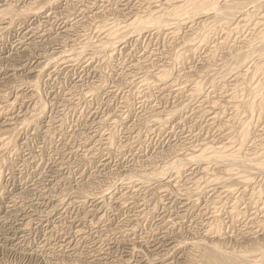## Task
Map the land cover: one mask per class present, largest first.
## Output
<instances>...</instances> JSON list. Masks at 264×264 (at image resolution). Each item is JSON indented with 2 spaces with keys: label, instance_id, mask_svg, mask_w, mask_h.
I'll list each match as a JSON object with an SVG mask.
<instances>
[{
  "label": "rangeland",
  "instance_id": "374dc122",
  "mask_svg": "<svg viewBox=\"0 0 264 264\" xmlns=\"http://www.w3.org/2000/svg\"><path fill=\"white\" fill-rule=\"evenodd\" d=\"M244 2L255 18L209 20L205 30L168 17L102 53L111 28L155 17L169 1L0 0V12H34L0 13V264H193L197 243L263 244L264 171L241 174L251 179L244 187L203 157L264 151V107L248 115L247 78L226 70L264 29V4L255 14L259 1ZM245 123L251 139L241 148Z\"/></svg>",
  "mask_w": 264,
  "mask_h": 264
},
{
  "label": "bare ground",
  "instance_id": "6f19581e",
  "mask_svg": "<svg viewBox=\"0 0 264 264\" xmlns=\"http://www.w3.org/2000/svg\"><path fill=\"white\" fill-rule=\"evenodd\" d=\"M169 1V3H165V5L166 6H163L164 8H161V9H163V10H160V12L158 13V14H155V17H151L152 15H150L149 17H151L150 19L149 18H145V19H142V17H140L141 19H134V21H132L131 23H129L127 26H124V30L122 31V32H118L119 31V29H121V28H118V29H116V30H114V31H112V29L113 28H111V30H109V32H107L108 33V35L109 36H107V38L109 39V40H107V41H105V42H102V44L101 45H99L97 48V50L99 51H102V53H103V51H105V53L106 52H108V50L109 49H111L112 47H113V44L115 43V42H117V41H119V40H122L123 38H125L126 39V37L125 36H127V35H129V34H131V36H135V34H137V33H139V32H142V30H145V29H151V28H161L162 26H165L166 24V22L168 21H166L165 20V18H168V17H170L171 19V21L175 24V26H179V25H184L185 24V22H189V23H193L194 24V22H197V21H200V22H198V25H200V26H202L203 28H205V30H209V27L208 26H210V24H209V22L207 23V21H209V20H212V22L214 23V22H217V25L220 23L221 24V26H222V23L225 25V24H227V23H231L232 21H234L235 20V18H234V15H237V14H240V17H246V19H250L252 16H254L253 14L254 13H252L251 11H253V10H249L250 12H248V10L245 8L246 7V4H245V2H244V0H225V3H223L224 5H222V6H220L219 5V0H180V1H178V2H176L177 4H170V3H172V1H174V0H168ZM224 1V0H223ZM255 1V0H254ZM259 1V4H254L253 5V9H254V12H255V14L256 13H258V11L260 10V5H262V4H264V0H258ZM56 2V1H55ZM54 2V3H55ZM58 2H60V1H58ZM249 7V6H248ZM251 7V6H250ZM252 8V7H251ZM1 9V8H0ZM12 9V7H7L5 10H3V11H1L0 13L2 14V15H6V14H8V15H16L17 14V16H26L25 18H27V17H29V15H31V14H34V12H33V7L31 8V7H27V9L25 10V11H17V10H15V11H17L16 12V14H13V11L11 10ZM169 9V11L167 12V10ZM249 9V8H248ZM42 11V10H41ZM208 11H210L211 13V16L209 17L208 15L209 14H207V12ZM252 13V14H251ZM261 13V12H260ZM263 13V12H262ZM262 15V14H261ZM185 16V18H182V19H180L181 17H184ZM260 16V15H259ZM0 17H2V16H0ZM201 17H205V19H201ZM262 17H263V15H262ZM139 18V17H138ZM253 18V17H252ZM254 18H255V16H254ZM256 18H257V15H256ZM19 19V18H18ZM21 19V18H20ZM206 19H208V20H206ZM240 19V18H239ZM2 20V19H1ZM12 20V19H11ZM24 20V19H23ZM169 20V21H170ZM206 20V21H205ZM242 20H243V18H242ZM255 20V19H254ZM263 20V22H264V18L262 19ZM245 21V20H244ZM219 22V23H218ZM235 22V21H234ZM238 22V21H237ZM242 22V21H241ZM250 22V21H249ZM253 22V21H252ZM262 22V21H261ZM260 22V23H261ZM262 22V23H263ZM11 23V22H10ZM200 23V24H199ZM211 23V22H210ZM247 23H248V20H247ZM5 24V23H4ZM168 24V23H167ZM196 24V23H195ZM219 24V25H220ZM250 24V23H249ZM248 24V25H249ZM258 24V23H257ZM256 24V25H257ZM10 25V24H9ZM207 25V26H206ZM214 24H211V26H210V28L213 26ZM230 25H232V24H230ZM235 25V24H234ZM236 25H237V23H236ZM174 26V25H173ZM174 26V27H175ZM216 26V25H215ZM258 26V25H257ZM262 26V25H261ZM166 27V26H165ZM235 27V26H234ZM237 27V26H236ZM256 27V26H255ZM254 27V28H255ZM4 28V27H3ZM263 28H264V26H263ZM0 29H2V27L0 28ZM152 29V30H153ZM163 29V28H162ZM176 29V28H175ZM193 29V28H192ZM195 29V28H194ZM198 29V28H197ZM179 30V29H178ZM191 30V29H190ZM228 30H229V27H228ZM244 30V29H243ZM256 30V29H255ZM262 30V29H261ZM260 30V31H261ZM216 31V30H215ZM258 31L259 33H257L258 35H257V39H256V41L252 38V40H254L255 41V43H249V45H248V49L246 50V51H244V50H241V51H243V52H239V53H237L236 52V54L234 55V56H230L228 59V61L230 62V67L228 68V69H226V70H229V71H236V72H241V70L240 69H244L243 70V75H241V73L239 72V74H240V77H245L246 76V78H247V80H246V83H247V88H246V90H248L249 91V97L247 98V100H246V98H244L243 97V100H246V102H244V108H245V111H246V113H248V115L250 114V116H252L255 112L257 113V111H260L261 112V110H262V108L264 107V93L262 92L263 91V89H264V29H263V31ZM196 32V31H195ZM209 32V31H208ZM238 32V31H237ZM252 32V31H251ZM194 33V32H193ZM203 33H204V31H203ZM210 33L212 34V32L210 31ZM253 33V32H252ZM133 34V35H132ZM199 34V33H198ZM202 34V33H201ZM208 34V33H207ZM140 35V34H139ZM200 35V34H199ZM198 35V36H199ZM204 35V34H203ZM210 35V34H209ZM191 36V35H190ZM202 36V35H201ZM200 36V37H201ZM206 36H208V35H206ZM254 37V36H253ZM106 38V37H105ZM106 38V39H107ZM201 38H203V40H204V38H205V35L203 36V37H201ZM249 38V37H248ZM192 39V38H191ZM194 39V38H193ZM198 39V38H197ZM207 39L209 40V38L207 37ZM250 39V38H249ZM189 40V39H188ZM202 40V39H201ZM206 40V39H205ZM242 40V39H241ZM243 40H244V38H243ZM123 41V40H122ZM245 41V40H244ZM90 42V41H89ZM245 43V42H244ZM87 43H85V45H86ZM95 44V43H94ZM117 44V43H116ZM98 45V44H97ZM189 45V44H188ZM200 45V44H199ZM82 46V45H81ZM89 46V45H88ZM198 46V45H197ZM196 46V47H197ZM205 46V45H204ZM246 46H247V44H246ZM78 48H79V45H78ZM83 48V50H85V48L84 47H82ZM81 47H80V49H82ZM115 48V47H114ZM113 48V49H114ZM184 49H186V51L185 52H188V51H191V49H192V47L191 46H188V47H183ZM80 49H78V50H80ZM94 50H96V48H93ZM92 49V50H93ZM244 49V48H243ZM87 50V49H86ZM112 50V49H111ZM183 50V49H182ZM238 50V49H237ZM98 51H96V52H98ZM114 51V50H113ZM92 52V51H91ZM95 51H93V53H94ZM180 52V51H179ZM178 52V53H179ZM99 53V52H98ZM177 53V52H176ZM182 53V52H181ZM181 53H179V56H180V54ZM229 53V52H228ZM235 53V52H234ZM80 55L82 54V53H79ZM85 54V53H84ZM183 54L184 55H182L181 54V56L179 57L178 56V54H177V56L180 58V60H183L185 57H186V53H184L183 52ZM188 54V53H187ZM80 55H78V56H80ZM176 55V54H175ZM190 55V54H189ZM228 55V54H227ZM226 55V56H227ZM231 55V54H230ZM233 55V54H232ZM178 57H175V59L176 58H178ZM72 60V59H71ZM222 64H223V62H222ZM222 70H223V67H222ZM225 70V69H224ZM226 72V71H225ZM219 74H221V72L219 73ZM236 74V73H235ZM236 75H238V73L236 74ZM236 75H235V77H236ZM261 76V78H262V80L259 82L258 80H257V82H259V83H256L255 84V86H254V83L256 82H254L253 83V81H254V79L255 78H258L257 76ZM226 76V75H225ZM232 76V75H231ZM230 76V77H231ZM234 77V78H235ZM240 77H238V78H240ZM233 78V79H234ZM238 78H237V80H238ZM158 79H161V78H158ZM165 78H163V80H164ZM242 79V78H241ZM260 79V78H259ZM162 80V81H163ZM242 80H244V78L242 79ZM242 80H240V81H242ZM256 80V79H255ZM161 81V82H162ZM165 81V80H164ZM159 82V81H158ZM230 82V81H229ZM235 82H236V80H235ZM238 82V81H237ZM244 82H245V80H244ZM243 82V83H244ZM164 83V82H163ZM232 83H233V81H232ZM240 83V82H239ZM238 83V84H239ZM242 83V82H241ZM240 83V84H241ZM242 83V84H243ZM239 84V85H240ZM160 85V84H159ZM162 85V84H161ZM167 86V85H166ZM198 86V85H197ZM233 86H234V84H233ZM232 86V87H233ZM237 85L235 84V87H236ZM241 87H243V86H241ZM200 88V87H199ZM237 88V87H236ZM239 88V87H238ZM244 88V87H243ZM205 89V88H204ZM199 90V89H198ZM203 90V89H202ZM235 90V89H234ZM233 90V91H234ZM238 90V89H237ZM244 90V89H243ZM246 90H244V91H246ZM232 91V92H233ZM240 91V90H239ZM197 93H199V92H197ZM231 93V92H230ZM238 94V93H237ZM241 94L243 95L244 93L243 92H241ZM247 94V93H246ZM225 95V94H224ZM228 95H230L229 93H228ZM226 96V95H225ZM235 96V95H234ZM237 96V95H236ZM240 96V95H239ZM248 96V95H247ZM242 97V96H241ZM240 97V98H241ZM238 98V97H237ZM233 99V98H232ZM230 100V99H229ZM228 100V101H229ZM37 102V101H36ZM231 102V101H230ZM238 102H239V100H238ZM242 102V101H241ZM216 103V102H215ZM215 103H214V105H215ZM212 104H213V102H212ZM236 104V103H235ZM241 105H242V103H241ZM217 106V105H216ZM213 107V106H212ZM233 107V106H232ZM242 107V106H241ZM234 108V107H233ZM237 108V107H236ZM213 109V108H212ZM235 109V108H234ZM239 111V110H238ZM239 113H241V112H239ZM255 113V114H256ZM243 114V113H242ZM258 114V113H257ZM213 115H215V114H213ZM236 115V114H235ZM217 116H218V114H217ZM255 116V115H254ZM257 117H258V115H256ZM260 116V115H259ZM215 117V116H214ZM240 117H242V116H240ZM249 117V116H248ZM216 118V117H215ZM245 118V117H244ZM264 118V117H263ZM239 119V118H238ZM250 119V118H249ZM255 119V118H254ZM257 119V118H256ZM246 120V119H245ZM21 122H23V121H21ZM243 122V121H242ZM247 122H248V120H247ZM232 123V122H231ZM23 124H25V123H23ZM235 124V123H234ZM233 124V125H234ZM238 124H239V122H238ZM249 125H251V124H249ZM239 126V125H238ZM230 128H231V126H230ZM237 131V130H236ZM235 132V131H234ZM237 132H239V131H237ZM250 129L248 128V123H245L243 126H241V134H240V146L239 147H241V146H243L244 144H246L247 143V141L249 140V139H251V138H249L250 137ZM239 134V133H238ZM252 134V133H251ZM13 135V134H12ZM227 135V134H226ZM239 136V135H238ZM16 137V136H15ZM235 137V136H234ZM228 139V138H227ZM221 140V139H220ZM219 140V141H220ZM234 140V139H233ZM236 140H238V139H236ZM252 141V140H251ZM255 141V140H254ZM14 142V141H13ZM221 142V141H220ZM235 142V141H234ZM10 143V142H9ZM8 144V143H7ZM209 144V143H208ZM211 144H212V142H211ZM232 144H234V143H232ZM254 144V143H253ZM258 144V143H257ZM217 145V144H216ZM262 145V144H261ZM203 146H204V144H203ZM207 146V145H206ZM205 146V147H206ZM227 146H228V144H227ZM232 146V145H231ZM209 147V146H208ZM208 147H206V148H208ZM219 147H221V146H219ZM225 147V146H224ZM239 147L237 148V149H239ZM254 147V146H253ZM210 148V147H209ZM211 148H213V147H211ZM215 148V147H214ZM213 148V149H214ZM216 148H218V147H216ZM228 148H229V146H228ZM231 148V147H230ZM242 148V147H241ZM203 149V148H202ZM226 149V147L225 148H221L220 150L218 149V150H216V151H214V152H211V154H209V156H207L206 158H205V156H203L204 157V159H205V161L207 162V164L209 165V163H216L215 164V167L217 166V167H223L224 168V170L225 171H223L224 172V174H230V173H233V171H236V173H237V175L238 176H240L239 178H240V180H241V182L243 181V183H244V187H246L245 186V183H246V185H249L248 183H249V180L248 179H250L249 178V176L250 175H247L246 177L244 176V177H242L241 176V174L243 175V173H249V172H251V171H255V172H263L264 171V151L262 150L261 151V153H255V155H254V157H253V159H245L244 158V156H242L241 157V155H239L240 157H238V155L237 154H240V151L241 150H239V153L236 151V152H233L232 150V152L231 153H225L224 152V150ZM206 150H208V149H206ZM228 150V149H227ZM253 150V149H252ZM261 150V149H260ZM198 152H199V149L197 150ZM197 151H195V152H197ZM211 151V150H210ZM213 151V150H212ZM226 151V150H225ZM234 151H235V149H234ZM244 151V150H243ZM194 152V151H193ZM201 153L202 152H204V151H200ZM199 152V153H200ZM229 152H230V150H229ZM263 152V153H262ZM198 153V154H199ZM259 154V155H258ZM200 155V154H199ZM198 155V156H199ZM244 155H245V153H244ZM202 156V155H201ZM201 156L200 157H198L197 158V156H195V154H194V157H196L195 159L197 160H199V162H200V160H202V161H204V159L202 158L201 159ZM247 156V155H246ZM250 156V155H249ZM191 156H189L188 158H187V160L188 161H190V159H193L192 157L190 158ZM250 158H252V155L250 156ZM186 160V159H185ZM194 160V159H193ZM193 160H191L192 161V163L194 164L195 162H193ZM179 161V160H178ZM181 161V160H180ZM179 161V162H180ZM184 161V160H183ZM182 161V162H183ZM190 161V162H191ZM176 162V161H175ZM198 162V161H197ZM181 163V162H180ZM189 163V162H188ZM203 163H205V162H203ZM177 164V163H176ZM176 164H175V167H176ZM182 164V163H181ZM196 164V163H195ZM206 164V165H207ZM178 165H180L179 163H178ZM177 165V166H178ZM202 165V163L199 165V166H201ZM211 165V164H210ZM183 166V165H182ZM187 166H189V165H187ZM191 166V165H190ZM169 167H170V165H169ZM173 167H174V162H173ZM185 167H186V165H185ZM184 167V168H185ZM204 167V166H203ZM211 167V166H210ZM166 168V167H165ZM165 168H162L163 170L165 169ZM171 168H172V165H171ZM179 167H176V169H178ZM213 168V167H212ZM174 169V168H173ZM201 170H202V168H200ZM209 169V168H208ZM222 169V168H221ZM181 170H183V168L181 169ZM186 170V169H185ZM204 170H205V168H204ZM153 171V170H152ZM154 171H156V170H154ZM177 171V170H176ZM206 171H207V168H206ZM209 171V170H208ZM211 171V170H210ZM158 172V171H157ZM161 172V171H160ZM173 172V171H172ZM178 172H179V170H178ZM177 172V173H178ZM203 172V171H202ZM205 172V171H204ZM222 172V171H221ZM226 172V173H225ZM150 173V172H149ZM148 173V174H149ZM152 173H156V172H152ZM162 173V172H161ZM160 173V174H161ZM200 173V172H199ZM198 173V174H199ZM210 173V172H209ZM252 173V172H251ZM254 173V172H253ZM145 174V173H144ZM151 174V173H150ZM156 174H159V173H156ZM159 174V175H160ZM174 174V173H173ZM176 174V173H175ZM211 174V173H210ZM219 174V173H218ZM250 174V173H249ZM155 175V174H154ZM163 176H164V174H162ZM221 175V174H220ZM231 175V174H230ZM234 175H235V173H234ZM237 175H235L236 176V178L238 179V177H237ZM258 175V174H257ZM150 176V175H149ZM156 176V175H155ZM155 176H153L154 178H155ZM180 176V175H179ZM202 176V175H201ZM210 176V175H209ZM216 176H218V175H216ZM215 176V177H216ZM225 176V175H224ZM252 176V175H251ZM260 176V175H259ZM138 177V176H137ZM139 177H141V176H139ZM143 177V180L145 181V180H147L144 176H142ZM151 177V176H150ZM157 177H160V176H158L157 175ZM156 177V178H157ZM162 177V176H161ZM166 177V176H165ZM198 177H200V176H198ZM203 177V176H202ZM214 177V178H215ZM219 177V176H218ZM217 177V178H218ZM231 177V176H230ZM234 177V176H233ZM264 177V176H263ZM262 177V178H263ZM152 178V177H151ZM190 178V177H189ZM221 178V177H220ZM225 178H228V177H225ZM252 178V180H253V177H251ZM127 179V178H126ZM131 179V178H130ZM133 179V178H132ZM149 179V178H148ZM157 179H159V178H157ZM197 179V178H196ZM204 179V178H203ZM206 179V178H205ZM216 179V178H215ZM228 179H230V181H231V179L232 178H228ZM236 179V180H237ZM264 179V178H263ZM129 180V179H128ZM127 180V181H128ZM152 180V179H151ZM150 180V181H151ZM155 180V179H154ZM209 180V179H208ZM251 180V179H250ZM138 181H139V179H138ZM149 181V180H148ZM149 181V182H150ZM153 181V180H152ZM158 181V180H157ZM160 181H161V179H160ZM167 181V180H166ZM176 181V180H175ZM200 180H198V181H195V182H199ZM203 181V180H202ZM210 181V180H209ZM215 181V180H214ZM223 181V180H222ZM224 181H225V179H224ZM239 181V180H238ZM263 181V180H262ZM143 182V181H142ZM142 182H141V184H142ZM146 182V181H145ZM159 182V181H158ZM165 182V181H164ZM185 182H186V180H185ZM194 182V181H193ZM235 182V181H234ZM253 182V181H252ZM144 183V182H143ZM155 183V182H154ZM207 183V182H206ZM219 183H222V182H219ZM225 183H226V181H225ZM229 183V182H228ZM254 183V182H253ZM130 184V183H129ZM150 184V183H149ZM159 184V183H158ZM157 184V185H158ZM199 184V183H198ZM241 184V183H240ZM130 185H132V184H130ZM173 185V184H172ZM207 185V184H206ZM222 185H223V183H222ZM233 185H235V184H233ZM145 186V185H144ZM153 186V185H152ZM163 185H161V187H162ZM171 186V185H170ZM228 186V185H227ZM231 186V185H230ZM229 186V187H230ZM151 187V186H150ZM157 187H159V186H157ZM174 187V186H173ZM201 187V186H200ZM244 187H242V188H244ZM193 188V187H192ZM203 188V187H202ZM196 189V188H195ZM200 189V188H199ZM198 189V190H199ZM231 189V188H230ZM235 189V188H234ZM253 189V188H252ZM245 190V189H244ZM254 190V189H253ZM195 191V190H194ZM203 191H205V189L203 190ZM227 191H229V189L227 190ZM232 191V190H231ZM230 191V192H231ZM199 192H200V190H199ZM256 192V191H255ZM259 192V191H258ZM187 193V192H186ZM185 193V194H186ZM193 193V192H192ZM226 193V192H225ZM234 193V192H233ZM81 194V193H80ZM191 194V193H190ZM251 194V193H250ZM258 194V193H257ZM256 194V195H257ZM261 194V193H260ZM223 195V194H222ZM253 195V194H252ZM189 196V195H188ZM249 196V195H248ZM259 196V195H258ZM198 197V196H197ZM228 197H229V195H228ZM250 198V197H249ZM216 199V198H215ZM217 199H219V198H217ZM216 199V200H217ZM251 199V198H250ZM256 199V201H257V198H255ZM249 200V199H248ZM252 201H253V199H252ZM214 202V201H213ZM248 202V201H247ZM220 203H222V202H220ZM251 203V202H250ZM245 204H247V203H245ZM264 204V203H263ZM247 206V205H246ZM261 206V205H260ZM259 206V207H260ZM78 207H80V206H78ZM253 207V206H252ZM256 207V206H255ZM231 208H233V207H231ZM254 208V207H253ZM98 209H99V207H98ZM231 211H233V210H231ZM237 211V210H236ZM255 211V210H254ZM99 212V211H98ZM242 212V211H241ZM257 212V211H256ZM261 212V211H260ZM87 213V212H86ZM97 213V212H96ZM235 213V212H234ZM261 214V213H260ZM213 215V214H212ZM234 215V214H233ZM255 215V214H254ZM262 215V214H261ZM215 216V215H214ZM240 216V215H239ZM253 216V215H252ZM217 217V216H216ZM235 218V217H234ZM260 218H262V217H260ZM214 220V219H213ZM249 221V220H248ZM256 221H258V220H256ZM255 221V222H256ZM264 221V220H263ZM206 222H208V221H206ZM213 222V221H212ZM250 222H251V220H250ZM262 222V221H261ZM218 223V222H217ZM221 223V222H220ZM209 224H210V222H209ZM222 224V223H221ZM217 225V224H216ZM248 225V224H247ZM246 225V226H247ZM263 225V224H262ZM205 226V225H204ZM215 226V225H214ZM260 226V225H259ZM258 226V227H259ZM210 227V226H209ZM219 227V226H218ZM261 227V226H260ZM208 228V227H207ZM216 228V227H215ZM220 228V227H219ZM222 228V227H221ZM248 228V227H247ZM206 229V228H205ZM211 228H209V230H210ZM214 229V228H213ZM218 228H216V229H214L215 230V234L218 232V230H217ZM255 229V228H254ZM204 230V229H203ZM205 231V230H204ZM208 231V230H207ZM213 232V231H212ZM244 232V231H243ZM246 232V231H245ZM260 232V231H259ZM203 233V232H202ZM206 234V233H205ZM218 234V233H217ZM252 234V233H251ZM261 234V233H260ZM259 234V235H260ZM263 234V233H262ZM262 234H261V236H262ZM246 235V234H245ZM214 236V235H213ZM217 236V235H216ZM256 236V235H255ZM257 236H258V234H257ZM196 237V236H195ZM198 238H200V237H198ZM213 238V237H212ZM252 238V237H251ZM254 238V237H253ZM261 238V237H260ZM262 238H264V237H262ZM202 239V238H201ZM209 239V238H208ZM223 239V238H222ZM248 239V238H247ZM259 239V238H258ZM188 240V239H187ZM196 240V239H195ZM252 240V239H251ZM255 240V239H254ZM256 240H257V238H256ZM263 240V239H262ZM184 241V240H183ZM216 241V240H215ZM218 241H219V239H218ZM223 241V240H222ZM189 242V241H188ZM197 242H199V241H197ZM201 242V241H200ZM210 242V241H209ZM241 242V241H240ZM249 243H250V241H248ZM260 242V241H259ZM183 243V242H182ZM216 243V242H215ZM184 244V243H183ZM195 244H196V242H195ZM210 244V243H209ZM219 244V243H218ZM214 245V244H212V245H206V243L205 244H203V243H197V245H198V252H196V254L197 255H195L194 257V261H193V264H264V242H263V244L261 243H257L256 241L255 242H251L250 244H249V246H248V248H247V246L245 247V249L243 248L244 246H242L241 248H243L244 250H240V249H238L239 251H233L234 249H232L231 251L229 250H227L226 249V247L224 248V245ZM237 245V244H236ZM246 245H247V243H246ZM222 246H223V248H222ZM193 247V246H192ZM238 247V246H237ZM168 248V247H167ZM173 249L174 248H177V247H172ZM182 248V247H181ZM197 248V247H196ZM247 248V249H246ZM172 249V250H173ZM226 249V250H225ZM154 250V249H153ZM178 251V250H177ZM169 252V251H168ZM171 252V251H170ZM195 252V251H194ZM160 253V252H159ZM182 255V254H181ZM189 255V254H188ZM163 256H164V254H163ZM166 256V255H165ZM187 256V255H186ZM169 257V256H168ZM182 257V256H181ZM164 258V257H163ZM188 258V257H187ZM191 258V257H190ZM162 259V258H161ZM183 259V258H182ZM192 259V258H191ZM163 261V260H162ZM91 264V263H90ZM161 264H163V263H161ZM191 264V263H190Z\"/></svg>",
  "mask_w": 264,
  "mask_h": 264
}]
</instances>
